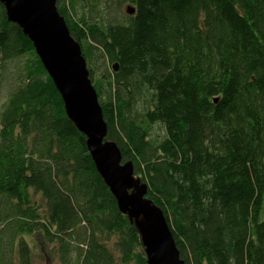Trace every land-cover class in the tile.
Here are the masks:
<instances>
[{"label": "trees", "instance_id": "trees-1", "mask_svg": "<svg viewBox=\"0 0 264 264\" xmlns=\"http://www.w3.org/2000/svg\"><path fill=\"white\" fill-rule=\"evenodd\" d=\"M85 1L87 11L82 0L56 6L87 64L98 53L111 68L96 81L88 68L107 139L147 185L181 259L264 264V0H126L134 12L121 20ZM6 75L0 264H33L24 235L36 229L60 264H147L136 226L0 1V82Z\"/></svg>", "mask_w": 264, "mask_h": 264}, {"label": "water", "instance_id": "water-1", "mask_svg": "<svg viewBox=\"0 0 264 264\" xmlns=\"http://www.w3.org/2000/svg\"><path fill=\"white\" fill-rule=\"evenodd\" d=\"M7 19L33 44L59 92L66 116L85 136L96 170L114 196L120 212L136 226L147 264H185L164 214L146 197L147 185L134 175L131 161H122L114 141L107 139L95 87L80 44L72 37L56 0H0ZM134 12L131 5L125 7ZM117 70V65H112Z\"/></svg>", "mask_w": 264, "mask_h": 264}, {"label": "rangeland", "instance_id": "rangeland-1", "mask_svg": "<svg viewBox=\"0 0 264 264\" xmlns=\"http://www.w3.org/2000/svg\"><path fill=\"white\" fill-rule=\"evenodd\" d=\"M82 2L84 5V10L87 11L90 6L85 0H82ZM127 5L128 2L126 0H97V3H95V7L93 8L97 9L98 7L99 9L97 10L101 9L103 14L105 13V15L108 14L111 16H115L121 20L124 16L125 7ZM77 9L82 12L83 9L81 3H78ZM87 68L93 69L92 81H96V79L102 76V73L104 71L111 73V68L106 66V63L104 62L103 58L98 53L95 54L91 62L88 61ZM11 79V76L6 75V79H3L0 82V107L2 102L5 100L8 92L13 88V83ZM106 86V83H104L102 88L103 97L106 96ZM30 198L34 206H38V209L41 210L42 200L40 198V195L32 193ZM262 218H264V206L262 211ZM24 238L31 249L33 256V264H60L57 254V246L54 244L46 243L42 236L41 230L36 229L32 233L24 235Z\"/></svg>", "mask_w": 264, "mask_h": 264}]
</instances>
